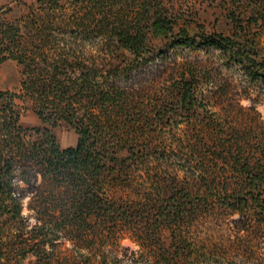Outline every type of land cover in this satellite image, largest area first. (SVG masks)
I'll list each match as a JSON object with an SVG mask.
<instances>
[{
    "label": "trees",
    "instance_id": "16d2710c",
    "mask_svg": "<svg viewBox=\"0 0 264 264\" xmlns=\"http://www.w3.org/2000/svg\"><path fill=\"white\" fill-rule=\"evenodd\" d=\"M37 2L17 19L0 17V63L15 60L23 75L19 93L0 91V264L1 237L24 227L20 183L32 193L30 208L50 243L55 231H64L91 249L130 232L151 245L154 224L181 221L203 203L206 212L221 202L264 221V129L245 122L225 126L218 115L191 119L205 109L193 73L173 82L170 108L167 101L143 108L120 85L122 76L148 60L150 36L174 32L175 14L162 0ZM246 10V19L229 13L230 35H191L181 28L174 43L228 52L253 79L264 81V59L246 36L264 25V0L248 2ZM89 34L109 41L93 51ZM15 98L30 101L51 126L63 121L72 127L76 144L60 147L47 126L22 127ZM175 113L190 117L186 128L172 125ZM167 125L175 131L172 138L165 134L170 130L162 131ZM170 150L185 155L183 177L167 179L153 170L152 159ZM35 253L46 264L54 255L46 247Z\"/></svg>",
    "mask_w": 264,
    "mask_h": 264
},
{
    "label": "rangeland",
    "instance_id": "374dc122",
    "mask_svg": "<svg viewBox=\"0 0 264 264\" xmlns=\"http://www.w3.org/2000/svg\"><path fill=\"white\" fill-rule=\"evenodd\" d=\"M162 1L175 14L174 32L169 37L150 36L152 53L148 55V60L132 70L128 77L122 76L120 85L137 95L143 108L160 105L163 101H167L170 108L169 91L173 82L183 72L193 73L197 77L199 99L205 105V111L199 109V117L193 115L191 119L198 121L203 118L206 121L210 116L218 115L225 126L245 122L255 125L257 132L263 130V80L253 79L246 67L228 52L208 46L193 48L174 43L181 28L187 29L191 35L214 32L230 35L234 28L229 13L235 11L239 17L246 19L248 2L253 0ZM59 2L68 4V0ZM34 4H38L37 0H0V17L17 19ZM254 30L256 33H246V36L253 38L255 52L264 59V25L259 24ZM87 38L86 42L91 43L88 48H93V51L102 42L109 41L93 34ZM101 52L96 53L103 54ZM22 77L21 65L15 60L6 59L0 63V91L19 93ZM15 107L21 112L19 123L22 127L47 126L60 147L76 144L78 134L65 122L51 126L37 115L27 100L15 98ZM171 113L174 111L171 110ZM191 119L175 113L170 122L186 128ZM169 125L162 131L170 130L165 134L172 138L175 131L169 129ZM33 135L37 136L34 132ZM184 158L185 155L176 150L161 151L152 159L153 170L157 168L167 179L173 173L183 177L187 170ZM20 186L24 188V227L13 228L9 235L1 237L4 264H46L35 253L42 247L53 249L50 264H264V221H260L257 215L232 210L221 202L207 212V205L203 203L200 212L190 214L181 221L157 222L151 228L155 236L151 245L150 242L136 241L127 232L108 245L98 244L96 248L89 249L79 247L64 231H55L51 236L52 243L47 241L40 233L45 229L41 227L43 221L38 220L36 212L30 208L35 204L32 193L28 192L24 183ZM4 242H10L12 246L5 247ZM4 258H7V263Z\"/></svg>",
    "mask_w": 264,
    "mask_h": 264
}]
</instances>
